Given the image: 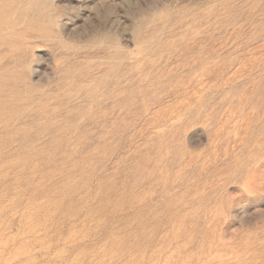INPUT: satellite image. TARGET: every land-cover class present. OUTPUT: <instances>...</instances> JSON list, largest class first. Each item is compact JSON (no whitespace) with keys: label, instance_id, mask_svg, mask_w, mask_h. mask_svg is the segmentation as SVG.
Returning a JSON list of instances; mask_svg holds the SVG:
<instances>
[{"label":"rangeland","instance_id":"1","mask_svg":"<svg viewBox=\"0 0 264 264\" xmlns=\"http://www.w3.org/2000/svg\"><path fill=\"white\" fill-rule=\"evenodd\" d=\"M0 264H264V0H0Z\"/></svg>","mask_w":264,"mask_h":264}]
</instances>
